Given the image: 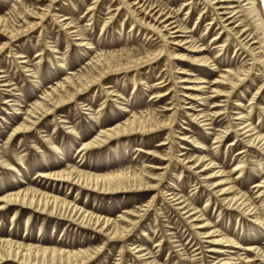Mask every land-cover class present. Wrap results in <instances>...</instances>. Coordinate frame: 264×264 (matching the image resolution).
Returning <instances> with one entry per match:
<instances>
[{
  "label": "rangeland",
  "instance_id": "rangeland-1",
  "mask_svg": "<svg viewBox=\"0 0 264 264\" xmlns=\"http://www.w3.org/2000/svg\"><path fill=\"white\" fill-rule=\"evenodd\" d=\"M134 1L0 0V17L9 19L11 27L14 24L15 28L25 30L16 38H7L0 32V154L15 167L10 170L0 162V196L20 184H30L42 189L53 188L59 195L112 218H119L120 214L132 217L125 212L133 209L135 214L138 207L143 209L131 233L122 240H108L95 230L15 209L0 211V231L18 238L26 235L24 239L30 238V241L49 246L66 242L77 243V248L96 250L103 245V250L89 264H217L220 259L228 258V254L235 258V264L246 261L245 256L254 260L246 264H261L247 249L252 244L264 246L263 226L253 221L250 215L228 206L199 178L197 169L189 168L192 161L185 164L182 160L188 156H192L190 160L203 155L212 158L215 166L226 171L222 177L231 178L223 184L234 185L233 194L252 198L264 214V191L260 195L253 187L264 177V151L247 146L244 135H239L238 124L243 120L235 119L236 113L244 112L253 126L261 128L264 133V89L254 99L264 82V64L250 59L252 55L247 56L245 50L239 51V41L229 28H236L237 22L224 28L226 23L218 19L216 6L208 9L206 0H148L144 7ZM190 1L194 2L186 5ZM256 3L264 24V0H256ZM151 4L158 10L161 6L165 8L164 13L171 8L174 19L178 18L183 27L182 31L167 32L164 23L161 24L163 19H159L161 15H156L158 21L155 16H150L153 12L150 13L147 6ZM90 6L95 9L90 11ZM145 7L147 10L143 11ZM113 15L112 22L104 25ZM256 18L250 20L252 27L259 22ZM255 19L257 21L253 22ZM212 20L217 22L212 23ZM65 22L80 27L82 34L76 35L71 32L73 30L62 26ZM217 35L222 37L214 43ZM188 40L191 42L185 43ZM82 41L87 45L81 46ZM192 41L207 48L203 54L215 60L214 71L212 66L203 71L193 69L194 65L189 61ZM97 56L113 57L112 65L118 59L124 64L130 61L132 67L128 70L120 67L103 69L101 67H107L106 64L95 66L93 62ZM140 57L144 60L150 57V60L140 62ZM23 59L28 61L22 62ZM251 62L254 66L250 76L230 97L225 114L215 121V130L209 131L195 117L188 115V111L195 113L209 108L213 99L204 105L201 98L213 95V88L207 86L221 75L220 72L237 70ZM101 73L103 76L97 83L76 93L79 80ZM67 76L78 85L71 86ZM196 76L204 82L200 83ZM60 82L65 83V91L58 90L57 95L64 96L66 101L41 117L30 132L10 137L14 126L26 117L28 108L44 98L45 93L59 89ZM154 92L168 93L160 100V97H154ZM69 93L75 97L68 99ZM190 93L196 99L186 96ZM196 94H200L199 97ZM189 102L197 107L187 108ZM168 107L172 109L165 110ZM127 109L129 112L124 111ZM151 112L160 120L171 121L169 128L173 130L169 133L171 140H166L168 143L159 145L167 137L168 129L161 134L120 137L88 152L81 161L79 149L83 141L94 137L101 128L123 121L133 113L146 115ZM227 128L231 134L222 142L214 143L216 133ZM73 129L79 132V136ZM235 138L240 141L231 145ZM53 145L59 146L60 152L55 151ZM241 150L246 151L239 154ZM240 161L243 168L237 171L235 167ZM70 164L97 173L115 169L141 172L158 186L146 192L108 195L59 185L39 176L44 170ZM158 175L160 179H153ZM215 179L218 178L212 180ZM169 191L186 195L218 230L215 234L236 239L240 247H226L228 251L222 254L208 251L212 246L210 238L197 235V229L191 226L195 221L187 219V215L170 201ZM136 246L142 251L137 252ZM223 246L217 245L216 249ZM145 259L151 262L145 263ZM6 264L16 263L9 261Z\"/></svg>",
  "mask_w": 264,
  "mask_h": 264
},
{
  "label": "bare ground",
  "instance_id": "bare-ground-1",
  "mask_svg": "<svg viewBox=\"0 0 264 264\" xmlns=\"http://www.w3.org/2000/svg\"><path fill=\"white\" fill-rule=\"evenodd\" d=\"M147 2L148 0H135L134 4L142 3L140 6L144 7L146 6ZM192 2L194 1L187 2L186 5H190V3ZM153 5L154 4L147 6L149 7V9H151L150 13L153 12L150 16H155L156 19L157 16L161 15L159 19H163L161 24L164 23L163 27L167 32L178 33L182 31L181 28L183 29V27L179 23L178 18L174 19V12L171 11V8L166 10V12L164 13L165 8L161 6L158 10V7H153ZM206 6H208V9L216 6L215 9L217 11L218 19L226 23L224 28L226 27V25L230 26L231 24L237 22L236 28H233L232 26L229 28L233 31V33L232 31H230V34L232 33L233 35H236V40L239 41V51L241 49L245 50V52H247V56L252 55L250 59H254L264 64V24L256 0H206ZM147 7H145L143 11L147 10ZM89 9L90 11H93L95 7L90 6ZM202 13H204L203 17H205L207 12L205 11ZM255 16H257L256 19L259 20V22L256 26L252 27L251 22ZM113 18L114 15L106 20L104 22V25L108 21L112 22ZM159 19H156V21H158ZM256 19L253 20V22L257 21ZM8 20L9 19L5 17H0V32L3 36L7 38H16L24 33L25 30L17 27L15 28L14 24L11 27ZM216 22L217 21L212 20V23ZM62 26L73 30L71 32H76V35L82 34L80 27H77L70 22H65L62 24ZM221 37L222 36L217 35L214 38L213 42L216 43V41H218ZM190 42L191 40H188L185 43ZM175 43H177V41ZM86 45L87 43H84V41H82L81 46ZM190 47L192 48L190 50L192 55L190 56L189 61H191V64L194 65L192 66L193 69H195V71H203L206 69V67L212 66L213 68L211 69L214 71V67L216 65V63H214L215 60H212L211 57L203 54L207 48H204L203 45L195 43V41H192ZM97 57L98 58H96L93 62L95 63V66H104L106 64L107 67H101L103 69L105 68L112 70V68L114 67H120V69L122 70H128L132 67L130 65V61H127L124 64L121 63L120 59H118V62H114L112 65V60H114L113 57ZM118 57L120 58V56ZM147 58H149L148 60H150V57ZM138 60H140V62H148V60H144V57H140L138 58ZM27 61L28 60L23 59L22 62ZM26 66L27 65H25L24 68ZM253 66L254 63L251 62L247 63L245 67L238 68L237 70L228 69L220 72L221 75L210 82V85L207 86V88L209 89L213 88V95L209 96V98H201L204 102V105H207L205 104L208 103L207 100L213 99V101L210 102L211 105H209V108L203 110L201 109L200 111L196 110L198 112L195 113H191V111H188V115L191 114L193 117H195V120H197L199 124L201 123V125L206 127L209 131L215 130V121L225 114L224 110L228 105V101H230V97L235 94L236 89L241 86L244 81L250 76L253 70ZM92 68L95 69L94 67ZM28 70L31 71V69ZM103 73H105V71ZM103 73L95 77L93 75L88 76V78L85 77L84 81L79 80L78 82L80 83V85L76 84L72 77L68 76L67 82L69 81L71 86L75 85L76 87L78 85L76 93H79L84 89V87L89 86V84L92 85L95 82L97 83L98 79L103 76ZM31 74H33V72ZM196 78L199 79L200 83L204 82L200 81L202 79L201 77L196 76ZM59 84H61L59 89L55 88V90H53V93H45L44 98L36 101L32 108H28V110L25 112L26 117L22 120V122L14 126L10 137L30 132L37 126V123L40 121L41 117L48 115V113L50 112H53L54 108L58 107L59 104H63L66 101L64 99V96L57 95L59 94L58 90L62 92L65 91V83L60 82ZM70 84L68 85L70 86ZM186 88L190 89L191 86H187ZM263 89L264 82L259 86L257 92L254 94V99ZM196 90H199V88H196ZM107 92H109V90H107ZM167 93L168 92H154V94H156V96L154 97H160L161 100L162 97L167 95ZM199 95L200 94H196V96L198 97ZM186 96L191 97V99H196L193 98L191 93ZM66 97L68 99H72L73 97H75V95L73 93H69ZM193 104L194 103L189 102L187 108H196L197 106ZM236 104L240 105V103ZM262 108H264V106ZM170 109L172 108L168 107L165 110ZM124 111L129 112L128 109ZM236 115L237 116L235 117V119L243 120L238 124L240 126L239 135H244L247 146L259 147V149L264 151V133H262L261 128L253 126L252 122H250V119L247 117L248 114L244 115V112H239L236 113ZM94 117L97 118L95 115ZM171 124V121L160 120L158 117H156V114H153L152 112L146 115L143 113H133L123 121L117 122L116 124L107 126L105 128H101L94 137L89 140L83 141L82 146L79 149V154L80 156H82L81 161L84 159L85 155L88 152L100 147H104L115 139H118L120 137H127L130 135L149 134L155 132H159L161 134V131L168 129L169 132H167V137L159 144L165 145L166 143H168L166 140H169L171 138V135L169 134L173 130V128H169ZM73 131L75 135L79 136V132L77 130L73 129ZM230 134L231 132H229L228 128L223 132H220L218 134L216 133V135L214 136V143L218 144L222 142L225 137L229 136ZM193 141L197 144H200L198 140L193 139ZM239 141L240 139L236 140L235 138L231 145H235ZM51 143L53 144L54 141H52ZM53 146L55 151L60 152L59 146ZM245 151L246 150H241L239 154ZM149 154L152 155L154 154V152H149ZM191 157L192 156L183 158L182 161L185 164L192 161L189 165V168L197 169L199 178L203 179L202 181L207 185V187H210L209 189H211L217 196H221V200L226 202L228 206H232L238 211H241L246 215H250L253 221L257 222L258 225L263 226L264 229V214L258 204L255 203L252 198L250 199L249 197H245L244 194H233L235 192L234 185L227 186L223 184L225 183L224 181H229V179L231 178L222 177L226 175V171L222 169V167L219 168L220 166H215L216 162H214L212 158H207V155L198 156L193 160H190ZM187 159L189 160L186 161ZM0 162L4 164L7 169H15L14 163L4 157L3 154H0ZM57 168L58 169L55 168L51 170H44L39 173V176L45 178L46 180H52L59 185L76 186L79 189L83 188L90 192L108 195L134 191L146 192L154 190L158 186V184L149 181L141 172H130L128 171V169H115L114 171L110 172L97 173L95 171H92L91 169H84L77 164H70L67 166L61 165ZM242 168V161H240L235 167V170L240 171L242 170ZM159 176L160 175H158L156 178H152L158 180L160 179ZM214 178L218 179L212 180ZM253 187L257 188L256 193L259 192V194L261 195V193L264 191L262 190V188H264V177L261 180L257 181ZM167 196L170 197L169 199H171L170 201H172L174 205H177V209H179L184 215H187V219H192V221H195L191 223V226H195V228L197 229L196 233L200 238H210V243L212 246H209L210 248L208 251H218L222 254L228 251L226 247H240V245H238L239 242L236 239L229 238L228 236H225L223 234H215L216 232H218V230L214 229V227L211 226L210 221L204 218V214L201 212L202 210H200L198 206L194 205V203H191L190 199L187 198L186 195L176 191H169L167 192ZM138 208L139 209L135 211V214L133 213V209L131 211L129 210L125 212L132 217L127 216L126 214H120L119 218H112L108 215L100 213L97 210H91L83 205H79L74 200H70L67 196L59 195L57 190H54L53 188L49 189L48 187L42 189L30 184H27L26 186L20 184L19 186H16L15 189L13 188V190L8 191L4 195L0 196V211L15 209L24 213L26 211H30L47 215L50 218H59L60 220H65L66 222H70L71 224H76L79 226V228L95 230L105 236L108 240H122L123 238L128 237L133 227L137 224L136 218L141 216V214L139 213L143 209L140 210V207ZM144 211L147 210L144 209ZM136 213L138 215H136ZM122 221H125V223H122ZM12 224H14V218L12 220ZM25 237L26 235L24 237L18 238L14 234H4L2 231H0V264H6L9 263V261L16 264H89L90 261L93 260L103 250L104 247L102 245L96 250H91L90 248H77V243L68 244L66 242H61L60 244L56 243L49 246L39 242L36 243L30 241V238L24 239ZM223 244L225 246L216 249L217 245ZM135 248L138 249L137 252L142 251V249H139V246H136ZM247 250L253 252L254 256H256L260 260L261 264H264V246L252 244L248 247ZM142 255H144V253H141V256ZM228 255H230L228 258L220 259L217 264H235L236 262H234L233 260L235 258H231V254ZM245 257L246 261H242L240 264H246L249 261H254L250 256ZM144 261L145 263L151 262L146 259ZM157 263L158 262H155V264ZM251 264H256V262H251Z\"/></svg>",
  "mask_w": 264,
  "mask_h": 264
}]
</instances>
